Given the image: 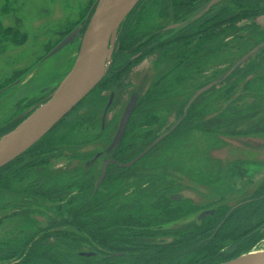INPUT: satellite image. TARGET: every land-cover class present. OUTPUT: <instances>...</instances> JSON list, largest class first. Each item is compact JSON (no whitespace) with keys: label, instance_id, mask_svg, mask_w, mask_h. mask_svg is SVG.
Instances as JSON below:
<instances>
[{"label":"rangeland","instance_id":"374dc122","mask_svg":"<svg viewBox=\"0 0 264 264\" xmlns=\"http://www.w3.org/2000/svg\"><path fill=\"white\" fill-rule=\"evenodd\" d=\"M211 1L217 2L219 0ZM96 3L97 0H0V30L17 28L20 35L24 36V42L21 44H15L10 39L0 40V91L6 88L0 92V130L11 127L3 135L10 133L21 123L37 107L36 105L40 103L42 98L52 93L56 85L71 70ZM119 29L113 40L112 50ZM61 43L62 45L58 50L49 54ZM209 47L211 57L203 63V67L205 69L207 63L209 65L207 68L211 65H216L215 70L218 72L217 82L224 83L226 80L225 72L231 66L228 58L230 53H233L232 45L214 44ZM239 47L242 48L241 46ZM172 66L160 67L156 71V75H152V63L150 60H145L140 63L135 73L133 72V76L131 72L129 78L132 81V85L130 87L112 90L113 93L116 92L114 102L111 106L112 111L115 110V122L112 127L110 126L111 129L108 131L109 135L107 137L104 138L98 135L99 131L97 129L100 123L98 126L90 128L92 130L96 129L95 132H90L87 125L96 123V120L100 122L102 107L97 108L95 111L89 108L104 105L111 89L102 95H100L101 91L98 90L94 94H90V92L86 97L87 101L79 106L77 110L70 111L71 113L64 120L61 119L55 125L57 127L54 131L49 133L48 137H50V140L55 139L52 144L50 142L51 145L56 142L58 143L60 140L66 141V144H68L62 148H55L56 152H63L59 160L54 162L51 160L49 165L41 162L44 163V166L39 163L36 166L28 167L30 170L25 168L19 173L14 174L16 175L14 177L10 172L5 174L4 178L8 183L4 184L5 188L3 190H0V264H26V262H20L24 258V252H27L29 249L27 244L31 241L34 235L33 232L36 229L46 227L48 219L52 216L51 213L53 212L46 210L45 206H51L50 203L42 202L41 198L33 201L31 198H25L24 194L34 191L41 193L39 195H47L46 193H53L54 191L58 193L66 188L65 184L71 182L70 175L59 176L54 174V171L70 168L67 158L68 154L71 153L70 151L77 150L78 152L75 153L77 154L75 157H83V153L87 152L88 147H82V143L87 136L97 141L98 146H93V148L95 147L94 150L99 151L100 147L101 149H106L117 126L119 110L129 100L131 95L141 98L143 96L145 97L148 92V94H151L152 101L149 103L151 104L149 108L135 112L131 119V126L126 134L128 138L124 139L123 143H121L123 145L122 159L131 164L135 156L142 152V150L148 148L151 140L156 135L164 132L167 134V138L151 145L152 148L150 147L151 149L142 155L140 160L134 162L135 175L131 178V183L128 187L119 188L120 181L118 186L115 184L112 186L108 183L110 187L108 189L113 194L115 192L113 196L117 198L115 197V202V198L106 201L108 208L105 210L99 209V212L104 214V211L109 213L113 211L121 214L129 210L128 207L130 206L126 205L128 202L135 201L132 204L147 210L148 212H146L148 214L157 213V205L160 204L158 200L161 198L164 199L169 194L180 190L183 198H186L193 206L198 207V209L209 208L219 204L218 207L229 206L234 204L239 196L243 194L247 195L249 190H253L261 184V180L264 179V141L259 138L232 137L228 138L231 141L230 143L224 141V150L216 154L220 158L219 161L226 164V166H223L220 163V177L218 179L214 177V174H207L211 169L209 166H213L209 163V156H212L216 152L214 150L215 153H209V147L207 146V140L209 138L207 140L206 138L203 139L205 142L199 139L197 133H195L196 131H194L195 125L193 122L191 126L186 128L187 131L191 129L189 132L194 131L192 133L194 138L186 144L184 143V145L181 144L183 145L182 154L178 155L176 153L174 156L175 153L172 150L171 152L168 151V149H176L178 145L181 146L180 142L183 141L182 136H179L181 127L174 125L177 121L176 117L181 116L180 110L183 105L181 102L190 97L191 93L198 88L194 86L199 85V80H196L194 75L191 78L190 73L186 72L184 74L183 72L182 74L181 71L175 73L177 71L176 68H172L168 72V69ZM210 70L212 69L208 70V74L205 76L206 79L210 76ZM180 80L182 81V88L179 86ZM207 80L210 79L208 78ZM175 88L178 90H175ZM172 91L175 92L174 96L171 94ZM95 112H97V119L94 121ZM149 113H156L158 118L155 116V120L160 118L162 123L166 122L168 118L167 124L162 129L157 126V129L154 130L153 137H149L150 134L144 135L141 131L140 135L137 136L141 128L140 122L145 120ZM160 115L163 116L161 117ZM252 123L253 121L250 118L241 116L240 121H238V125H241L237 126L236 129L238 131H246L247 126ZM176 131L179 133L174 134L177 133ZM47 134L48 132L40 140ZM102 143L104 144L103 146H101ZM71 145H74L75 148H72ZM165 152L169 153L168 157ZM231 158L236 163L245 165L242 178L237 176L232 178L230 171L227 172L229 169L227 165ZM76 162H78L77 165L80 168L83 167L87 170L83 165L84 161L79 159ZM56 165H59L60 168L54 169L53 166ZM95 168L93 182L98 177L99 168L97 171ZM150 168L153 169L152 172ZM178 168L185 170V174L182 170H178ZM0 169L2 170L3 167ZM136 175L140 179L137 181V186H141L142 182L144 184L151 182V186L147 187V191L145 190L146 192L143 193L142 197L144 198L139 197L140 190L137 191L136 195L133 193L125 197L129 189L132 188V184L135 183L137 178L134 177H137ZM82 176L87 177L88 175L84 176L79 174V177ZM211 179L216 180L211 181ZM207 184L208 186L213 185L215 188L210 190L202 186H207ZM202 187L205 192L204 194H201L200 188ZM155 193H158L156 198L152 196ZM232 197L237 198L232 199ZM84 199L87 202L89 199L98 201V203L100 202V198H88V195H84ZM156 200L158 204L155 202ZM100 204H105V202ZM89 207L88 212L93 213L94 219L100 220L103 218L101 213L94 212L97 207L92 209ZM26 210L28 213L27 216L25 213ZM12 212L15 214L12 215ZM196 222V217L193 215V217L185 220L168 224L166 231L183 229L192 226ZM259 231L260 235L263 236L264 227ZM169 235H164V237H156L154 235L150 238H144V241L147 243H167L170 241ZM20 240H25L26 243L28 242L24 244L25 251H19L15 256L9 255L13 252L9 251L12 248L10 245H16ZM45 243L46 241L42 240L40 244L37 243V246H43ZM47 243L57 248L54 251L55 254L51 251H44L39 254L41 257L39 259L40 263L34 264H72L75 262L72 259V256H74L73 250L69 249L65 244L57 241H48ZM74 254L78 255L76 251ZM53 259L55 260L53 261ZM78 264L85 263L84 261H78Z\"/></svg>","mask_w":264,"mask_h":264},{"label":"flooded vegetation","instance_id":"af4514ba","mask_svg":"<svg viewBox=\"0 0 264 264\" xmlns=\"http://www.w3.org/2000/svg\"><path fill=\"white\" fill-rule=\"evenodd\" d=\"M159 1L160 0L142 1L139 6H136L132 10V13L121 25L117 33V38L114 43L105 74L90 94H94L96 93L95 91L98 90L101 91L100 95H102L109 89L111 90L104 105L99 107L96 106V108H89L90 110L95 111L97 108L102 107L100 122L96 120L97 112H95V118H93V120H96V123L87 125V128L90 132H95L96 129L92 130L90 128L96 127L100 123L97 129L99 131L98 135H101V137L104 138L109 135L108 131H110L115 122V110L112 111L111 106L114 102L116 92L113 93L112 90L130 87L132 85V81L129 76L131 72L132 76L134 75L133 72L135 73L141 62L145 60L151 61L152 75H156V71L160 69V67L163 68L173 65L170 69H168V72L172 68H176L177 71H175V73L181 71L182 74L183 72L186 74L187 72L190 73L191 78L194 75V78L199 80V85L194 86L198 88L191 93L190 97L185 100L182 99L183 102H181V104L183 105L180 110L181 116L176 117L177 121L174 125L181 127V131L178 133L183 139V141L180 142V145H184V143L186 144L189 140L194 138L192 135L194 131H196L195 133H197V137L199 139L203 140L206 138L207 140V138H209L207 140L209 153H216L209 156V163L213 166H209L211 169L207 174H214V177L218 179V177H220V163L223 166H226V164L219 161L220 158L216 156L218 152L224 150V141L230 143L231 141L228 138L232 137L248 139L259 138L264 141V0H219L217 2H212L211 0H189V3H187L186 6H181L179 8L174 7V4H172L174 2L173 0L172 3L171 0ZM163 4H165V6H162ZM163 11H166V15L164 14V16L162 15ZM211 41L214 43L212 42L209 44ZM214 44L232 45L233 48V53H230L228 58V62L231 63V66L225 72L226 80L224 79V83L217 82L218 72L215 70L216 65H211L207 68L209 66L207 63L205 65V69L203 67V63L211 57L209 46H213ZM244 47L247 48L244 49ZM209 69L212 70H210L211 73L208 77L210 80H207L208 78L206 79L205 76L208 74L207 72ZM179 86L182 88L181 80ZM175 90L178 89L175 88ZM173 91L171 94L174 96L175 92ZM146 94L147 95L145 97L143 96L141 98L131 95L129 100L119 110L117 126L114 129L106 149H101L99 146V151L94 150L95 147L93 148V146H98L97 141L94 139L92 140L87 136L85 141L82 143V147L86 146L88 148L87 152L83 153L82 158H79V156H76L77 158L75 157V155H77L75 153L78 152L77 150L70 151L71 153L67 156L70 166V168L67 169L68 171L65 169L54 171V174L59 176L70 175L71 182L65 184L66 188L62 189L58 193L57 191H54L53 193H46L47 195H39L41 193L34 191L28 193L26 192L24 194L25 198H31L33 201H37V198H41L42 202L50 203L51 206L45 205L46 210L53 212L51 213V218L48 219L50 222L47 221L46 227L36 229L33 232L34 235L32 236L31 241L27 244L28 248H30L35 242L41 240L46 242L57 241V235L65 228L63 227L64 223H76L80 216L82 219L90 218L89 215L91 213L88 212V207L90 205V209L97 207L94 212L101 213L99 212V209L108 205L106 204V201L112 200L116 197L113 196L115 192L113 194L111 190L108 189L110 188L108 183L112 186H114L113 184L118 186L120 181L119 188L128 187L131 183V178L135 175V163L134 165L132 164L133 166L131 165L132 167H128L130 164L122 159L123 157L121 155L123 154V145L121 143H123L124 139L128 138L126 134L131 126L130 121L135 112H139L151 106V104H149L150 101H152L150 96L151 94H148V92ZM48 97L49 95L42 98L40 103L36 106L38 107L39 104L41 105L44 103ZM86 97L80 101L71 110V112L77 110L79 106L85 103L87 101ZM127 109L130 110L128 121L120 141L115 143L114 140ZM67 115L63 118V120L67 117ZM155 116L158 118L156 113H149L146 119L140 122L141 128L139 129V134H137V136L140 135L141 131L144 135L150 134L149 137H153L155 133L154 130L157 129V126L162 129L163 126L167 124L168 118L166 122L162 123L160 118L155 120ZM241 116H246L253 121L251 125L247 126L246 131H238L236 129L237 126L241 125H238V121H240ZM192 122L195 125L194 131L192 130L189 132L191 129L187 131L186 127L191 126ZM56 127L54 126L42 140H39L24 154L12 161V165H16V167L12 169H18L19 173L25 168L30 170L28 167L36 166V164L41 162H44L45 165H49L51 160H53V162L59 160L63 152L58 153L59 151L56 152L55 148H62L68 144H66V141L60 140L58 143L56 142L51 145L55 139L51 137V139H53L51 141L48 135L53 132ZM152 128L154 129L152 130ZM165 138H167V134L164 132L156 135L155 138L151 140L148 148L142 150V152L135 156V159H133L131 163L138 159L144 152H148V150L152 148L151 145ZM103 145L104 144L102 143L101 146ZM183 145H178L176 149H168V151L171 152L172 150V152L175 153L174 156L176 153L181 155L183 152ZM71 147L75 148L74 145H71ZM165 153L168 157L169 153ZM79 159L84 161L83 165L87 168V170L92 167L93 168L88 171L83 167L80 168L77 165L78 162H76ZM140 159L141 158L138 160ZM44 163H41L40 165L44 166ZM94 167H96V171L98 168L99 170L98 177H96V180L93 182L95 174ZM227 167L229 168L227 172L230 171L232 178H235L236 176L239 178L243 177L242 175L245 171L244 164L236 163L235 160L231 158ZM53 168L59 169L60 166L56 165L53 166ZM152 170L153 169H151V172ZM178 170H182L183 173L186 172L181 168H178ZM103 171L104 174L102 176ZM79 174L88 176L79 177ZM12 175L13 177L16 176L14 174ZM134 178L137 179L135 180V183L132 184V188L129 189L125 197L128 194L133 193L136 195L138 190H146L147 187L151 186V182L144 184L142 181L141 186H137V181L140 179L138 176ZM216 179H211V181H215ZM202 186H205L210 190L215 188L213 185L208 186V184L207 186ZM3 188L5 187L2 184V186H0V190H3ZM200 190L201 194L205 193L203 187L200 188ZM180 192L181 190L169 194L166 197V201L172 203H184L186 208L185 214L182 217L169 221L168 215L165 213L169 210V208H165L169 206V204H167L165 199L161 198L158 200L160 206L157 205L158 209L156 212L158 213L157 219H159V222H163H160V225H154L148 228L142 227V229L147 231L159 229V231L164 233H153L152 237L154 235L156 237H164V235H167L165 232L168 224L185 220L193 217L194 215L197 221L195 224L183 229H177L185 230L187 228L194 227L197 224L199 225L200 222H203V220L207 217H213L218 213L221 215L225 212L224 219H222L216 228L218 229L224 220L235 212V209H240L242 207L248 208L253 205L256 207L258 204H262L264 206V201H262L264 200V179L261 180V184H259L256 188L249 190L247 195L243 194L242 196H239V198L232 197V199L237 198V200H235L234 204L229 206L218 207L220 205L219 204L209 208L198 209V207L193 206L186 198H183ZM157 194L158 193H155L152 196L156 198ZM84 195H88V198L98 197L100 198V202L98 203V201H92L91 199L87 202L84 199ZM116 198L114 199V202ZM104 202L105 204H100ZM134 202L135 201L131 203L128 202L126 205L131 206ZM155 202L158 204L157 200ZM25 213L27 216V210ZM14 214L15 213L12 212V215ZM101 215H103L102 219L106 220V212L104 211V214L101 213ZM253 226L254 229L252 232L243 237L240 242L221 250L223 255L229 257L238 254L237 257H239L242 254L248 253L252 249L264 247V235H260L259 231L262 227H264V216ZM69 228L77 237L89 238L91 236V234L86 233L84 229H80L78 224H73L69 226ZM250 235L256 236L255 240L253 238V244L246 248L237 250V246ZM168 237L170 239L171 235ZM78 248L80 249V252L77 250L76 252L81 257L96 259V256H98V253L93 251L87 244L85 245V243H81ZM72 250L75 251V249ZM121 256H124L123 252H115L108 256H101L100 258L113 259Z\"/></svg>","mask_w":264,"mask_h":264},{"label":"trees","instance_id":"16d2710c","mask_svg":"<svg viewBox=\"0 0 264 264\" xmlns=\"http://www.w3.org/2000/svg\"><path fill=\"white\" fill-rule=\"evenodd\" d=\"M142 1L140 0L136 6H139ZM162 1V0H160ZM159 1V2H160ZM175 8L181 6H186L189 0H173ZM166 4V3H165ZM163 4L162 6H165ZM132 13V11L127 15V17ZM166 15V11H163L162 15ZM126 17V18H127ZM125 18V19H126ZM124 23V22H123ZM122 23V24H123ZM121 24V25H122ZM121 27V26H120ZM12 40L15 44H21L24 42V36L20 35L18 29L6 28L0 30V40ZM9 129H1L0 136L3 135ZM177 132V131H176ZM178 133V132H177ZM174 133V134H177ZM19 160V159H18ZM18 162V161H17ZM9 163L0 169V183L6 184V179L4 178L7 172L10 174L18 173V169L13 170L12 168L16 165ZM11 168V169H10ZM23 168V167H21ZM140 198L143 193L146 192L145 189L140 190ZM166 198V197H165ZM164 198V199H165ZM264 201V200H262ZM169 208L166 211L168 215V220L178 219L185 214V204L184 203H172L168 202ZM138 205V204H137ZM108 205L101 209H107ZM91 207V206H90ZM129 210L117 214L116 212L109 213L106 212L108 217L100 221L93 219V213L90 214V218L82 219L78 218L74 225L78 224L80 229H84L86 233H90L89 238L77 237L71 232L69 226L73 225L71 223H64L65 227L57 235V242L65 244L69 249H75L79 251L78 248L81 243H85L90 248L98 253L95 258H84L79 255H75L73 251L72 259L75 260L72 264H78L81 261L85 264H221L231 261L230 259L238 256L233 255L226 257L223 255L221 250L228 246H232L235 243L241 241V239L247 236L254 229V224L263 218L264 206L258 204L256 207H242L240 209H235V212L229 217H227L222 225L218 228L222 219H224L225 212L221 215L219 213L213 217H207L200 224L194 227L187 228L185 230H176L171 232H165V234H170V241L167 243H147L144 238L152 237V234L164 233L159 231V229H154L147 231L142 229V227H151L152 225H160L158 213L148 214L147 210L142 209L140 206L131 205L128 207ZM164 208V207H163ZM147 211V212H146ZM167 221V220H164ZM163 225V224H162ZM140 228V229H137ZM74 232V231H73ZM75 233V232H74ZM255 235H250L245 238L238 246L237 250L246 248L253 244V238L255 240ZM26 240V239H25ZM18 241L16 245H10L12 248L9 251V255L15 256L19 251H25L24 244L26 241ZM42 241V240H41ZM41 241L35 242L26 252L23 254L20 263L34 264L40 263L41 257L39 254L42 252H52L55 254L57 248L45 243V245L37 246ZM36 244V245H35ZM36 246V247H35ZM5 251V252H9ZM115 252H123L124 256L115 257L113 259L103 258L101 256H108ZM25 253V252H24ZM55 259H53L54 261ZM229 260V261H228ZM93 261V263H92ZM56 264V263H55Z\"/></svg>","mask_w":264,"mask_h":264},{"label":"water","instance_id":"95a60500","mask_svg":"<svg viewBox=\"0 0 264 264\" xmlns=\"http://www.w3.org/2000/svg\"><path fill=\"white\" fill-rule=\"evenodd\" d=\"M109 1L110 0H97L74 64L67 75L56 85L48 99L36 107L10 133L0 137V140H3L6 137L9 139L0 147V168L11 163L34 146L80 101H82L102 79L105 72L101 76L100 72L110 61L112 43L116 32L127 15L140 0H135L134 3L126 9L123 16H121L123 8L120 0H117L110 12H107ZM101 19L106 20V26L104 29L99 27ZM89 36L92 37L93 47L87 49ZM62 43L54 48L49 54L58 50ZM88 57L89 60L83 70L82 67L84 61ZM129 115L130 110L127 109L114 140L115 143L120 141ZM144 153L142 155H144ZM134 162L129 166L134 164ZM103 174L104 171L102 176ZM221 264H228V262ZM260 264H264V261Z\"/></svg>","mask_w":264,"mask_h":264},{"label":"bare ground","instance_id":"6f19581e","mask_svg":"<svg viewBox=\"0 0 264 264\" xmlns=\"http://www.w3.org/2000/svg\"><path fill=\"white\" fill-rule=\"evenodd\" d=\"M121 1V5H122V15L126 12V9L128 7H130L135 0H120ZM117 0H110L108 2V9L107 12H110V10L113 8V6L116 4ZM106 26V20L101 19L99 22V27L101 29H104ZM93 47V43H92V37L89 36L88 39V48H92ZM89 60V57L85 59L84 64H83V70L87 64ZM108 63L105 65L106 67L102 68L101 72H100V76L102 74H104V72L106 71ZM82 70V71H83ZM9 139L8 137L4 138L3 140H0V147L7 142ZM262 261H264V247L259 248V249H252L251 251H249L248 253L242 254L239 257L231 260L228 262V264H260Z\"/></svg>","mask_w":264,"mask_h":264}]
</instances>
